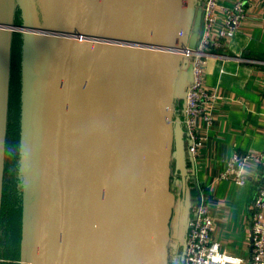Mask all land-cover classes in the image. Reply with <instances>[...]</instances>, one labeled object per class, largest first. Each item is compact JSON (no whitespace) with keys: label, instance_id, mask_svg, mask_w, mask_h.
<instances>
[{"label":"water","instance_id":"95a60500","mask_svg":"<svg viewBox=\"0 0 264 264\" xmlns=\"http://www.w3.org/2000/svg\"><path fill=\"white\" fill-rule=\"evenodd\" d=\"M46 4L48 20L43 0H0V222L12 47L23 37L20 264H183L200 200L183 124L187 51L207 0ZM176 181L186 211L172 262Z\"/></svg>","mask_w":264,"mask_h":264},{"label":"crops","instance_id":"0c3cea01","mask_svg":"<svg viewBox=\"0 0 264 264\" xmlns=\"http://www.w3.org/2000/svg\"><path fill=\"white\" fill-rule=\"evenodd\" d=\"M232 7L236 0H219ZM223 22L225 14L219 12ZM229 57L208 60L204 82L219 95L214 122L201 123L204 144L194 159L196 184L209 199L214 220L213 239L229 254L228 264H249L252 255L251 205L261 181V166L254 160L246 164L249 181L239 185L220 176L235 153L264 152V0H248L246 17L222 52ZM172 220L170 259L179 260L186 205L180 183ZM192 197H199L192 186ZM181 244V243H180Z\"/></svg>","mask_w":264,"mask_h":264},{"label":"built area","instance_id":"2783aa9c","mask_svg":"<svg viewBox=\"0 0 264 264\" xmlns=\"http://www.w3.org/2000/svg\"><path fill=\"white\" fill-rule=\"evenodd\" d=\"M247 2L236 0L228 8L221 6L219 0H207L203 35L197 48L187 51L193 56L194 81L188 88L183 124L186 140L190 142L188 151L193 159L204 144L201 123L210 126L214 122V107L220 98L216 90L209 89L204 82L208 60L211 57H229L222 52L227 49V42L246 17ZM220 11L225 14L223 22L219 20ZM250 160L261 166V181L251 205L252 255L249 264H264V152L235 153L220 177L242 186L248 184L245 168ZM199 198V204H195L192 209L183 264H228L229 254L221 250L220 244L213 239L214 220L210 214L209 199L203 191Z\"/></svg>","mask_w":264,"mask_h":264},{"label":"trees","instance_id":"16d2710c","mask_svg":"<svg viewBox=\"0 0 264 264\" xmlns=\"http://www.w3.org/2000/svg\"><path fill=\"white\" fill-rule=\"evenodd\" d=\"M17 22L20 23V21ZM21 55V34L15 33L12 47V69L6 146L7 154L10 145H13V148L19 146L20 139ZM8 165V160L6 159L0 222V259L4 261L0 262V264H19L17 262L20 259L22 241V205L21 197L15 195L17 200L14 201L13 199L14 192L11 191Z\"/></svg>","mask_w":264,"mask_h":264},{"label":"rangeland","instance_id":"374dc122","mask_svg":"<svg viewBox=\"0 0 264 264\" xmlns=\"http://www.w3.org/2000/svg\"><path fill=\"white\" fill-rule=\"evenodd\" d=\"M43 4H44V1H43ZM40 11V10H39ZM44 13H45V18L47 17L48 15V8H47V4L45 5L44 4ZM16 21H22V13H21V9L20 7L17 6V11H16V17H15ZM21 39H22V42H23V37H22V34H21ZM22 87V85H21ZM20 102H21V95H20ZM21 111H22V104L20 103V122H21ZM21 134V128H20V133ZM7 146V144H6ZM21 136H20V139H19V146H17V148H13V145H10L9 146V151H8V154L6 152V159L8 160V174H9V177H10V180H11V191L14 192L13 194V199L14 201L17 200L15 195L21 197V205H22V232H23V214H24V211H23V190H24V187L22 185V180L20 178V169H21V166H22V156H21ZM17 149V150H16ZM6 159H5V169H6ZM27 161V160H26ZM27 170H25V179H26V183H27ZM25 181V180H24ZM23 188V190H22ZM17 193V194H16ZM20 199V198H19ZM22 236V235H21ZM22 242V241H21ZM21 248H20V259L17 263L20 264V260H21ZM4 260L0 259V262H3ZM8 262H11V261H8ZM16 262V261H14Z\"/></svg>","mask_w":264,"mask_h":264},{"label":"bare ground","instance_id":"6f19581e","mask_svg":"<svg viewBox=\"0 0 264 264\" xmlns=\"http://www.w3.org/2000/svg\"><path fill=\"white\" fill-rule=\"evenodd\" d=\"M44 1V4L46 5V0H43ZM48 18V15H47V17L45 18V19H47ZM48 20V19H47Z\"/></svg>","mask_w":264,"mask_h":264}]
</instances>
